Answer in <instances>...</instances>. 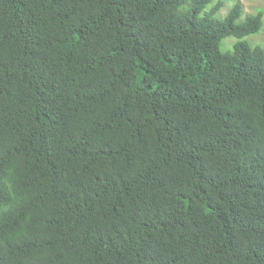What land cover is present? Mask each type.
<instances>
[{"label":"trees","instance_id":"16d2710c","mask_svg":"<svg viewBox=\"0 0 264 264\" xmlns=\"http://www.w3.org/2000/svg\"><path fill=\"white\" fill-rule=\"evenodd\" d=\"M224 8L0 0V264H264V15Z\"/></svg>","mask_w":264,"mask_h":264},{"label":"rangeland","instance_id":"374dc122","mask_svg":"<svg viewBox=\"0 0 264 264\" xmlns=\"http://www.w3.org/2000/svg\"><path fill=\"white\" fill-rule=\"evenodd\" d=\"M225 2V8L222 10L221 14H225L228 9L234 4L235 0H223ZM242 2L244 13L251 14L256 13L261 10L264 15V0H239ZM243 40H246L250 44H261L264 45V28L261 32L252 34L250 36L245 37ZM235 41L234 37L227 38L222 46V50H227L232 48V44Z\"/></svg>","mask_w":264,"mask_h":264}]
</instances>
